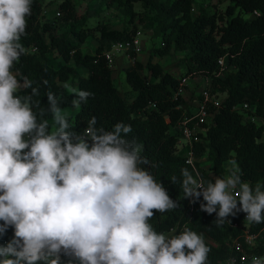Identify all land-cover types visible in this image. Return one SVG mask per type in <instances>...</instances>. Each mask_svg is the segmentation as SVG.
Instances as JSON below:
<instances>
[{"label": "trees", "instance_id": "16d2710c", "mask_svg": "<svg viewBox=\"0 0 264 264\" xmlns=\"http://www.w3.org/2000/svg\"><path fill=\"white\" fill-rule=\"evenodd\" d=\"M104 1L123 7L131 21L139 15L135 11L136 3L154 11V19L144 17L158 24L156 32L162 36V46L157 54L165 57L174 49L187 52L184 58L187 73L182 77L174 76L160 63H155L153 57L146 64L136 60L125 69L126 80L136 93L133 102L128 103L114 83L113 68L104 53L113 43L130 39L138 30L130 35L126 30H110L105 24L87 29L85 18L76 22L78 16L72 0L59 6L61 15L57 22H73V30L63 34L58 33V24L43 22V2L33 0L32 14L26 18V35L20 41L26 53L15 63L13 72L19 80L30 79L38 89V95L32 97L33 111L38 121L48 122L50 131L53 118L48 111V94L55 95L61 111L73 106L76 96L67 94L60 85L73 78L79 79L80 92L90 95L86 102L80 103L75 116L67 117L69 131L84 133L93 117L97 121L96 128L109 132L117 123L130 125L132 131L121 135L147 161L138 167L148 171L156 182H162L170 198L178 202L173 210L156 212L149 223L164 235L172 231L178 234L185 229L202 235L211 249L208 264H223L237 255L235 242H245V231L240 226L243 216L239 212L228 217L230 221L217 225L216 212L209 215L201 211L199 202L184 198L182 169L187 168L194 177L196 171L178 149L181 139L178 124L191 104L179 95L180 83L190 75H212V92L222 95L221 106L211 108L213 125L205 134H200L201 140L195 143L198 160L207 155L213 174L219 178H226L225 165L234 160L238 166L235 172L241 180L254 190L256 187L264 190V0H229L225 10L215 13L204 8L194 13L197 0ZM94 31L101 33L99 47L94 54H84L82 46ZM56 50L64 63L55 64L51 60L50 55ZM221 58H225L228 69L216 76L221 70ZM78 67L87 69L89 75L79 78ZM30 94L31 89L18 92L21 97ZM244 104L251 107L248 115L260 122L248 120L245 113L233 110ZM196 165L205 183L215 181V177L201 167L200 161ZM173 177L176 183L172 182ZM200 201L204 202L202 196ZM251 232L264 237V223L252 222ZM12 236L13 229L9 228L0 239V245L9 242ZM249 252L264 257V243Z\"/></svg>", "mask_w": 264, "mask_h": 264}, {"label": "clouds", "instance_id": "9594fccd", "mask_svg": "<svg viewBox=\"0 0 264 264\" xmlns=\"http://www.w3.org/2000/svg\"><path fill=\"white\" fill-rule=\"evenodd\" d=\"M32 4L0 0V239L13 229L0 245V264H61V254L71 257L69 264H208L211 249L202 235L185 229L169 237L149 223L178 202L138 167L147 161L121 135L132 131L130 125L117 123L109 132L96 128L93 117L84 133L69 131L52 93L55 130L38 121L32 105L38 89L13 72L26 53L20 41ZM22 89L31 94L21 97ZM89 95L81 91L74 104ZM182 176L184 198L209 215L216 212L217 225L239 212L264 223V190H254L237 172L207 183L187 168ZM251 264L264 258L253 257Z\"/></svg>", "mask_w": 264, "mask_h": 264}, {"label": "rangeland", "instance_id": "374dc122", "mask_svg": "<svg viewBox=\"0 0 264 264\" xmlns=\"http://www.w3.org/2000/svg\"><path fill=\"white\" fill-rule=\"evenodd\" d=\"M43 2L44 11H47V14L43 19V22H51L58 24V33H69L73 30V22H57L58 16L56 17V13H58L59 6L66 0H41ZM76 6L78 20L76 22L81 21L82 18H85V27L89 28H97L98 25H107L110 30H119V31H129L132 35L135 31H139L141 33L142 45H143V53L136 56H139L140 60L147 63L150 57H153V61L155 63H160L164 66L167 71H169L172 75L177 77H182L187 73V65L185 63V57L187 52H181L177 50H172V53L165 57H160L157 54V49L162 46V36L157 35L156 28H158L157 23H151L149 20H146L144 15H148L151 19H154L156 13L149 8H145L142 3L135 4V11L139 13V15L135 18V20L131 21V17L128 13L125 12V9L118 4H110L108 1L104 0H72ZM164 1V0H163ZM172 1V0H169ZM230 3L229 0H197L195 5V12L197 13L200 8L206 9L209 13H215L217 10H225ZM137 31V32H138ZM94 35L89 37L85 44L82 46V52L88 54H94L97 51V48L100 44L101 33L99 31H94ZM47 40L50 41V38L47 35ZM51 60L55 64L64 63L65 61L56 50L51 55ZM122 60H125L123 57H118L116 60V64L113 68V78L114 83L117 88L123 93L128 103H132L136 98V93L131 89L127 80L125 73V65H120ZM138 60V59H137ZM136 61V59H134ZM128 62V61H126ZM73 64V63H72ZM134 64V63H133ZM129 66V65H128ZM79 78L87 77L89 72L84 67H78ZM144 74V73H143ZM61 87L65 90L67 94H74L76 99H78L80 89H79V79L73 78L69 82L60 83ZM197 83L195 81H189V85L186 86L184 91V97L188 100L191 99V96H196L197 92ZM81 106L73 105L61 111V113L67 118L69 116H75ZM170 121V120H168ZM52 130H55V125L53 119L51 120ZM181 141L185 143L184 139L181 138ZM200 161L201 167L213 177L219 178L218 176L213 174V166L209 158L206 156L201 157L197 162ZM225 167L228 170V175L232 172L237 171L238 166L237 163L232 160L226 163ZM245 223L244 221H242ZM173 234H177L176 231H172L170 233H166V236H172ZM259 245L264 243L263 235L259 237L258 241ZM264 258V257H263ZM71 257L65 256L61 254V264H69ZM72 264H76L75 261H72ZM251 264V263H249Z\"/></svg>", "mask_w": 264, "mask_h": 264}, {"label": "built area", "instance_id": "2783aa9c", "mask_svg": "<svg viewBox=\"0 0 264 264\" xmlns=\"http://www.w3.org/2000/svg\"><path fill=\"white\" fill-rule=\"evenodd\" d=\"M44 14H47V11H44ZM255 14H259L255 12ZM61 13H56V17L60 16ZM141 33L136 32L130 39L126 41H119L113 43L111 48L107 50L104 54L110 64V66H114L116 64V60L118 57H123L131 63H134V59L136 56L141 54L143 51ZM37 49H33L36 51ZM219 64L221 70L216 76H219L221 72L228 69L225 58H221L219 60ZM195 81L197 83V94L191 99L188 100L184 97V91L186 86L189 85V81ZM213 77L212 75L200 74V75H190L188 77H184L180 83V91L179 95H182L188 103H191L188 108V113L185 114L181 122L178 124V130L181 133V138L184 139L185 143L179 140L178 149L179 153H181L185 158L187 164L192 166L196 171V177L198 179H202V176L198 172L197 169V157L195 154V143L199 142L200 134H205L207 129L213 125V117L214 114L211 112L212 107L219 108L221 106V94L213 93ZM153 108H156V105H153ZM235 111H239L245 113L248 117V120L253 122H260V120L256 117L248 115V111L251 110V107L248 104H244L241 106L234 107ZM170 122V121H169ZM203 180V179H202ZM246 213L242 212L243 221L240 226L245 231V242L236 241L234 244V248L237 252V255L227 259L223 262V264H249L253 257L263 258L255 253H250V250L255 249L259 243L257 242L260 234H255L251 232V224L246 219ZM8 242H5L6 245Z\"/></svg>", "mask_w": 264, "mask_h": 264}, {"label": "crops", "instance_id": "0c3cea01", "mask_svg": "<svg viewBox=\"0 0 264 264\" xmlns=\"http://www.w3.org/2000/svg\"><path fill=\"white\" fill-rule=\"evenodd\" d=\"M142 53H143V52H142ZM142 53H141V54H142ZM137 59H138V61H141L142 63H144V61L140 60V57H139V56L137 57ZM126 61H128V60H122V62L120 63V65H122V64H123V65H125V66H126V67H125V69H126L127 67H129V66H131V65H132V63H131V62H129V61H128V62H126ZM148 61H149V60H148ZM144 64H146V63H144ZM128 65H129V66H128ZM125 69H124V70H125Z\"/></svg>", "mask_w": 264, "mask_h": 264}]
</instances>
